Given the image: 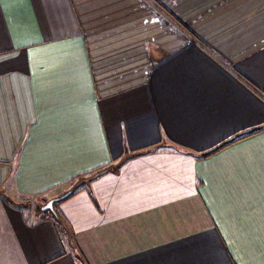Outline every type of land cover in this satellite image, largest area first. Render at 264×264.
Masks as SVG:
<instances>
[{
  "label": "crops",
  "instance_id": "obj_1",
  "mask_svg": "<svg viewBox=\"0 0 264 264\" xmlns=\"http://www.w3.org/2000/svg\"><path fill=\"white\" fill-rule=\"evenodd\" d=\"M0 264H264V0H0Z\"/></svg>",
  "mask_w": 264,
  "mask_h": 264
},
{
  "label": "water",
  "instance_id": "obj_2",
  "mask_svg": "<svg viewBox=\"0 0 264 264\" xmlns=\"http://www.w3.org/2000/svg\"><path fill=\"white\" fill-rule=\"evenodd\" d=\"M72 191H73V190L71 189V190H69L68 192H66L65 194L61 195L60 197L49 200V201H48V202L42 207V210L50 211V212L54 213V212H53V211H54V210H53V204H54L55 202H58V201L64 200L66 197H68V196L71 194Z\"/></svg>",
  "mask_w": 264,
  "mask_h": 264
},
{
  "label": "trees",
  "instance_id": "obj_3",
  "mask_svg": "<svg viewBox=\"0 0 264 264\" xmlns=\"http://www.w3.org/2000/svg\"><path fill=\"white\" fill-rule=\"evenodd\" d=\"M256 131H258V130H256ZM250 133H252V132H250ZM254 133V132H253ZM250 135V134H249ZM238 138H234V139H231V140H229L228 142H222L217 148H215L212 152H210V153H208V154H204L203 156L205 157V156H209L210 154H212V153H214L215 151H217V150H219L220 148H222V147H224V146H226V145H228L229 143H231V142H233V141H235V140H237Z\"/></svg>",
  "mask_w": 264,
  "mask_h": 264
},
{
  "label": "rangeland",
  "instance_id": "obj_4",
  "mask_svg": "<svg viewBox=\"0 0 264 264\" xmlns=\"http://www.w3.org/2000/svg\"><path fill=\"white\" fill-rule=\"evenodd\" d=\"M14 200V199H13ZM15 202H18L17 200H14Z\"/></svg>",
  "mask_w": 264,
  "mask_h": 264
}]
</instances>
